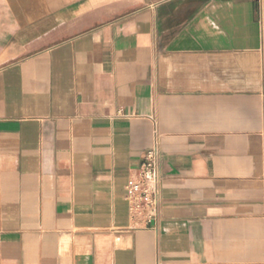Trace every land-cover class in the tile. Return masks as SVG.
<instances>
[{
  "label": "crops",
  "instance_id": "1",
  "mask_svg": "<svg viewBox=\"0 0 264 264\" xmlns=\"http://www.w3.org/2000/svg\"><path fill=\"white\" fill-rule=\"evenodd\" d=\"M0 264H264V0H0Z\"/></svg>",
  "mask_w": 264,
  "mask_h": 264
},
{
  "label": "built area",
  "instance_id": "2",
  "mask_svg": "<svg viewBox=\"0 0 264 264\" xmlns=\"http://www.w3.org/2000/svg\"><path fill=\"white\" fill-rule=\"evenodd\" d=\"M160 150L155 144L148 149L134 176L125 186V199L136 228L152 227L158 218Z\"/></svg>",
  "mask_w": 264,
  "mask_h": 264
}]
</instances>
